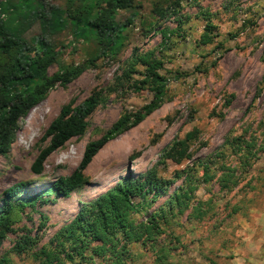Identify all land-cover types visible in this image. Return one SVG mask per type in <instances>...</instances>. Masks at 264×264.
I'll list each match as a JSON object with an SVG mask.
<instances>
[{"label": "rangeland", "instance_id": "374dc122", "mask_svg": "<svg viewBox=\"0 0 264 264\" xmlns=\"http://www.w3.org/2000/svg\"><path fill=\"white\" fill-rule=\"evenodd\" d=\"M89 3L0 0L3 29L26 43L24 60L56 54L46 71L44 100L20 120L10 155L0 157V207L10 203L4 191L16 183L26 186L15 198L28 199L70 175L84 146L100 138L125 110L149 103L152 87L161 89L163 103L139 125L110 140L84 171L85 183L67 197L51 195L14 209L0 242V258L11 264H42L36 253L83 205L126 176L142 178L168 144L197 129L188 159L157 166L164 182L161 195L154 197L151 191L127 204L133 206L135 224L165 208L179 189H188L189 206L172 212L165 208L163 234L130 243L126 264H264V0H134L133 7L115 10L113 23L120 33L105 38L83 24ZM207 18L215 26V38L202 45ZM149 52L163 62L156 75L142 84L145 69L135 65L128 78L129 62ZM4 60L0 54V63ZM125 72L121 86L106 92L89 117L85 134L52 153L41 175L33 174L30 167L42 148L40 138L61 107L70 101L80 104ZM239 136L243 151L234 155L232 138ZM208 160L211 170L204 182L201 163ZM198 208L205 212L202 217ZM25 237L34 245L21 252ZM85 256L79 264L110 263L108 256ZM61 264L71 263L61 255Z\"/></svg>", "mask_w": 264, "mask_h": 264}, {"label": "trees", "instance_id": "16d2710c", "mask_svg": "<svg viewBox=\"0 0 264 264\" xmlns=\"http://www.w3.org/2000/svg\"><path fill=\"white\" fill-rule=\"evenodd\" d=\"M88 1L90 2L86 5L88 17L83 24L102 38L117 36L120 33L121 28L116 27L113 23L115 10L129 9L134 5V0ZM156 13L160 17L164 15L160 9H157ZM214 28L215 26L207 18L204 32L200 37L202 45H209L213 42ZM163 38H166V31H163ZM25 46V42L5 32L0 19V54L6 59L0 63V157L4 158L10 155L11 145L16 137L20 120L44 100L47 93L46 71L55 61L56 54L52 52L43 53L42 57L35 54L31 60H24L23 50L27 49ZM152 55V52H149L135 56L129 62L130 70L127 77L130 78V73L135 69V65H140L144 67L146 76L142 80V84L148 83L150 77L155 76L158 69L163 66V62L153 59ZM126 73L118 79L119 81L116 80L105 89L93 92L80 104L77 105L70 101L61 107L40 138L42 148L30 167L33 174L41 175L44 164L52 153L62 148L71 139L79 138L85 134L89 123L88 119L97 106L104 101L105 93L118 89L121 86V79L126 76ZM151 89L154 91V97L149 103L137 110H125L100 138L92 140L84 146L82 157L70 175L58 178L28 199L15 198L20 197V193L25 189L24 182L16 183L4 191L5 197L10 200V203L0 207V242L5 238L13 222L14 209L33 205L36 200L51 195L67 197L85 183L84 171L110 140L136 127L147 116L160 108L163 103L162 91L160 88L152 87ZM197 134V129H194L185 138L173 140L162 150L159 162L142 178L132 179L130 176H126L93 201L83 205L76 216L55 233L53 240L48 245L42 246L36 253L37 257L42 260V264H61V255L68 258L71 264H79L78 261L84 260L87 252L98 257L108 256L109 264H126L127 257L129 258L128 245L130 243L151 240L153 237L163 234L168 224L166 217L162 215L164 209L167 208L172 212L174 209L182 210L184 207H188L191 199L187 188L174 192L166 201V207H162L158 212L150 215L146 222L135 224L131 218L133 206L128 208L127 204L135 196L143 198L151 191H154V197L161 195L160 185L164 182L158 178L157 166L165 160L181 163L188 159L190 144L197 139ZM242 140L241 136L232 138L231 149L234 155H239L243 151ZM228 141L229 139L226 140V143L230 144ZM248 145L246 143L247 147H249ZM218 156L224 157L225 155L218 154ZM211 161L201 163L203 166L202 181L204 182L209 179ZM220 168L223 172L227 170L226 166H220ZM14 199H16V204L12 205L11 201L14 202ZM196 210L199 212V217L205 213L202 209ZM33 245V241L29 237H25V241L18 249L22 252ZM158 259H162L161 256H158ZM0 264L11 263L8 258L4 257L0 258Z\"/></svg>", "mask_w": 264, "mask_h": 264}]
</instances>
